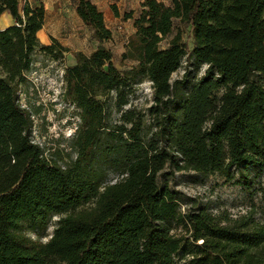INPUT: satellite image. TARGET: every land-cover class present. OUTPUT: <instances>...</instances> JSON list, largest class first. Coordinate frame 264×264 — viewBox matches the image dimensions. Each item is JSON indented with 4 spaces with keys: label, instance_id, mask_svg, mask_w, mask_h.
<instances>
[{
    "label": "trees",
    "instance_id": "trees-1",
    "mask_svg": "<svg viewBox=\"0 0 264 264\" xmlns=\"http://www.w3.org/2000/svg\"><path fill=\"white\" fill-rule=\"evenodd\" d=\"M6 11L15 23L0 28V175L11 161L19 171L0 185V264H264V214L184 211L170 186L176 172L233 180L237 171L241 183L264 170V0H143L122 17L135 28L123 70L93 0L76 8L98 42L90 55L41 41L42 3L0 0ZM69 52L63 97L80 120L64 164L34 141L20 92L38 53L62 61ZM204 66L192 81L191 68ZM144 80L146 110L133 104ZM53 217L47 241L27 233L43 234Z\"/></svg>",
    "mask_w": 264,
    "mask_h": 264
},
{
    "label": "rangeland",
    "instance_id": "rangeland-1",
    "mask_svg": "<svg viewBox=\"0 0 264 264\" xmlns=\"http://www.w3.org/2000/svg\"><path fill=\"white\" fill-rule=\"evenodd\" d=\"M94 1L105 11L106 22L114 33L113 39L105 42V46L114 53V62L117 67L121 70L126 69L132 62L124 61L122 55L126 52V43L134 31V26L132 21L115 18L113 5L118 8L123 17L127 13L126 10L135 11L137 14L141 0ZM21 3H24V0H21ZM54 32L73 50L89 53L97 45L92 31L77 17L60 12L59 6L48 10L46 28L40 32V36L51 42L50 33ZM74 61L75 58L70 52L62 61H55L45 54L38 53L33 68L27 73L28 83L20 92L22 104L28 107L33 115L34 141L44 148L47 156L57 157L64 164L69 163L76 156L70 140L80 120L77 109L63 97V74L66 66ZM185 64L184 60L182 68L173 74V80L184 76ZM191 70V80L195 81L204 75L206 67L200 70L192 67ZM151 102V82L144 80L138 87L133 104L146 110ZM18 171L19 168L15 167L14 162L11 161L9 169L0 175V185L13 181ZM249 174L251 180L239 183L237 171L233 180H227L220 173L201 175L192 171H182L170 176V186L181 191L184 211L201 205L207 206L215 213L225 210L233 217H238L255 208L256 216L261 217L264 214V170L259 172L251 168ZM57 220L58 217H53L43 234L26 229L27 233L33 238L47 241L57 225ZM173 232L180 233L181 229H174ZM180 264H185V260Z\"/></svg>",
    "mask_w": 264,
    "mask_h": 264
},
{
    "label": "crops",
    "instance_id": "crops-1",
    "mask_svg": "<svg viewBox=\"0 0 264 264\" xmlns=\"http://www.w3.org/2000/svg\"><path fill=\"white\" fill-rule=\"evenodd\" d=\"M94 1V0H93ZM143 0H141L140 1V4H139V6L141 7V2H142ZM162 1H165V2H168V0H162ZM26 2H28V3H30V4H39V3H42L44 6H45V8H46V10H47V13H48V10L49 9H54L56 6H59V11L61 12H63V13H65L67 16H74V17H77L80 21H81V23H83L82 22V20L80 19V17L78 16V14H77V11H76V8H77V4H78V0H24V3H26ZM95 2V1H94ZM95 3H97V2H95ZM98 4V3H97ZM99 6V5H98ZM114 6V5H113ZM100 7V6H99ZM100 9L104 12V14H105V11L100 7ZM118 9V8H117ZM119 11V10H118ZM127 12H129L130 10H126ZM114 13V16H115V18L116 19H120V18H122V14L120 13V11H119V13H120V16H116L115 15V12H113ZM105 19H106V15H105ZM129 21H132L133 22V19H129ZM15 23V21H14V19L12 18V16L6 11V12H4L2 15H1V17H0V28L1 29H4V28H6V27H8V26H11V25H13ZM46 23H47V17H46V21H45V25H44V27L38 32V35H39V38L41 39V41L43 42V43H45V44H49L50 43V41L49 40H44L43 38H41V36H40V32L41 31H44V29L46 28ZM108 25V24H107ZM133 26H134V24H133ZM55 25L53 26V28H54V30H55ZM87 27V26H86ZM110 27V26H109ZM92 31V30H91ZM113 31V30H112ZM134 31H135V28H134ZM133 31V32H134ZM93 33V32H92ZM114 34V33H113ZM50 36L51 37H54V38H57L62 44H64V45H66L67 46V43H63L62 42V40L60 39V37H58L57 35H56V33L54 32V33H50ZM94 41L97 43V45H96V47L92 50V51H90L89 53H86V52H84V53H86L87 55H90L96 48H97V46H98V42H97V40L94 38ZM81 51V50H80ZM74 63H75V61H74ZM74 63H72V64H74Z\"/></svg>",
    "mask_w": 264,
    "mask_h": 264
}]
</instances>
